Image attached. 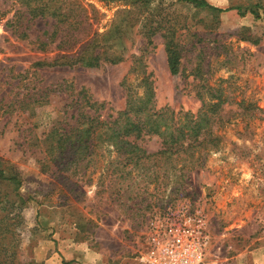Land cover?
I'll use <instances>...</instances> for the list:
<instances>
[{
    "label": "rangeland",
    "instance_id": "obj_1",
    "mask_svg": "<svg viewBox=\"0 0 264 264\" xmlns=\"http://www.w3.org/2000/svg\"><path fill=\"white\" fill-rule=\"evenodd\" d=\"M80 1L97 8L99 30L108 32L103 47L122 61L96 68L35 67L55 56L37 49L53 21L25 20L20 31L27 25L30 30L24 39L7 25L19 5L0 0V168L22 182L16 191L14 183L0 179V216L8 228L0 257L12 258L11 264H147L153 237L191 218L205 223L203 264H261L264 0H206L223 12L181 0H153L146 8ZM156 23L177 33V75L169 70L161 30L149 32ZM144 78L156 111L196 116L214 96L211 102L220 106L206 129L216 145L208 137L188 150L185 143L182 150L195 154L172 163L162 157L132 164L104 149L96 164L103 170L80 172L86 161L69 170L59 163L42 170V142L54 126L75 125L92 102L103 106L102 119L116 118L129 89L144 95ZM135 142L148 154L164 147L153 134ZM191 159L199 164L181 169Z\"/></svg>",
    "mask_w": 264,
    "mask_h": 264
},
{
    "label": "trees",
    "instance_id": "obj_2",
    "mask_svg": "<svg viewBox=\"0 0 264 264\" xmlns=\"http://www.w3.org/2000/svg\"><path fill=\"white\" fill-rule=\"evenodd\" d=\"M19 5L12 19L8 20V28L26 39L30 30V25L20 31L25 20L28 23L37 19H51L53 27L51 31H44L45 40L38 39L37 49L47 53L54 52L55 56L49 60L43 59L33 63L38 68L44 67H75L83 66L88 68L99 67L102 62L118 63L122 57L109 54L106 47L108 32L100 31L101 17L97 8L89 4L86 6L80 0H11ZM107 2H128L146 8L153 0H106ZM195 4L199 7L215 9L220 12L227 9H219L208 3L206 0H181ZM137 7V6H136ZM256 16H259L255 11ZM157 24V23H156ZM117 30L121 25H117ZM161 30V35L165 39L168 67L173 75L180 73L181 50L177 40L175 29L164 28L159 23L152 27L149 32L156 33ZM149 33V36L151 35ZM146 87L144 95H136L129 89L128 101L125 110L118 113L116 118L102 119L98 112L103 107L96 102L89 104L87 110L79 112L75 125L66 127L54 126L46 135L42 146L44 148L45 159L41 160L42 170L51 171L57 163L63 170H69L71 166H79L86 161V166L80 172L91 167H97L102 157L103 150L116 153L117 157L125 155L128 163L140 164L144 159H157L162 157L174 162L175 159L185 161L182 155L193 156L194 152L187 153L184 149L185 143H189L185 149H190L191 142L200 139L211 138L216 145L217 139L206 123L215 116L220 103H212L210 98L208 109L202 114L180 116L167 110H155L154 92L147 78L142 80ZM210 112L211 117L209 116ZM143 134H153L162 138L164 147L155 153H146L135 142ZM204 136V137H203ZM199 143V142H198ZM201 143V142H200ZM65 160V163L63 162ZM181 169H192L199 164V159H191L185 163ZM97 168H102L101 165ZM173 171L177 170L172 166ZM94 170H96L94 168ZM103 170V168H102ZM131 172V171H129ZM0 179L7 180L15 184L18 191L22 182L18 174L6 175L0 168ZM20 196V195H18ZM21 197V196H20ZM22 198V197H21ZM23 202H26L23 198ZM5 217L0 216V246L6 240L8 228H3L2 222ZM1 248V247H0ZM12 258L0 257V264H11ZM65 264V263H64ZM67 264V263H66Z\"/></svg>",
    "mask_w": 264,
    "mask_h": 264
},
{
    "label": "built area",
    "instance_id": "obj_3",
    "mask_svg": "<svg viewBox=\"0 0 264 264\" xmlns=\"http://www.w3.org/2000/svg\"><path fill=\"white\" fill-rule=\"evenodd\" d=\"M205 235L204 220L186 218L153 237V247L143 260L147 264H203Z\"/></svg>",
    "mask_w": 264,
    "mask_h": 264
},
{
    "label": "crops",
    "instance_id": "obj_4",
    "mask_svg": "<svg viewBox=\"0 0 264 264\" xmlns=\"http://www.w3.org/2000/svg\"><path fill=\"white\" fill-rule=\"evenodd\" d=\"M264 256H262L261 258H263ZM261 264H264V260L262 261V263Z\"/></svg>",
    "mask_w": 264,
    "mask_h": 264
}]
</instances>
